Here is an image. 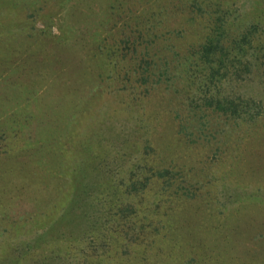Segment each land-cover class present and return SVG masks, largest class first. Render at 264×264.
<instances>
[{
	"label": "rangeland",
	"instance_id": "1",
	"mask_svg": "<svg viewBox=\"0 0 264 264\" xmlns=\"http://www.w3.org/2000/svg\"><path fill=\"white\" fill-rule=\"evenodd\" d=\"M0 264H264V0H0Z\"/></svg>",
	"mask_w": 264,
	"mask_h": 264
},
{
	"label": "trees",
	"instance_id": "2",
	"mask_svg": "<svg viewBox=\"0 0 264 264\" xmlns=\"http://www.w3.org/2000/svg\"><path fill=\"white\" fill-rule=\"evenodd\" d=\"M211 47H212V45L210 44L209 48H211ZM142 176L145 177V175H143V174H142ZM131 178L132 179L134 178L132 180L133 181V186L135 184L136 185L139 184L141 186V189L145 188V182L144 181L146 180V178H143V180H142L141 176H139L137 173H134V172L131 173ZM136 192H139V190L135 191V193ZM132 205H133L132 203H130V204L126 203L125 200L118 199V198H115L114 200H111V201H108V202L101 203V205L99 206V209H102L104 211L103 212L104 215L102 217L103 220H99V221L102 222L103 225H105L107 223H111V222H114L117 225H122L125 222V219L129 220L130 218H132L133 220H135L136 223L137 222L138 223H142V219L137 221L136 214L133 212V210L134 211H136V210H135V208ZM76 207H78V206H76ZM79 207H82L83 210H84V206H79ZM134 236H135L134 238L133 237L130 238L128 233H126L125 236H123V238L120 237V238L117 239V241L115 240V242L123 240V241H125L127 243L123 244V243L118 242L119 244H117V245L118 246L120 245L121 246L120 248L134 250L135 249V244H136L134 240H136L138 237H140V235L139 234H135ZM126 237H127L128 240H126ZM130 240L134 241V242L131 244Z\"/></svg>",
	"mask_w": 264,
	"mask_h": 264
}]
</instances>
